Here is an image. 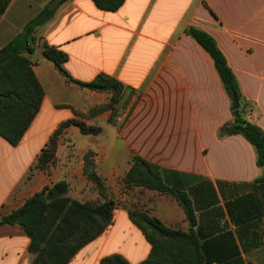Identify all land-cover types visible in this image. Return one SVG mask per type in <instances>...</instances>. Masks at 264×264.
<instances>
[{
	"label": "crops",
	"instance_id": "obj_1",
	"mask_svg": "<svg viewBox=\"0 0 264 264\" xmlns=\"http://www.w3.org/2000/svg\"><path fill=\"white\" fill-rule=\"evenodd\" d=\"M49 1L0 0V50ZM190 28L213 38L252 106L246 120L264 131V0H125L115 12L98 10L92 0H71L35 36L66 54L63 67L72 79L89 83L104 74L125 89L110 108V92L68 83L35 50L30 60L43 97L18 145L0 137V217L64 181L72 200L115 202L111 224L68 264H100L113 255L129 264L145 261L151 248L129 211L168 229L192 230L201 264H264L262 169L242 136L219 137V129L232 122V102L211 58L186 34ZM68 121L99 132L82 135L67 127L54 162L27 179ZM78 140L86 146L75 152ZM87 152L93 153L88 169ZM134 157L160 168L164 184L187 195L193 223L172 197L124 185ZM28 246L19 227H0V264H30Z\"/></svg>",
	"mask_w": 264,
	"mask_h": 264
},
{
	"label": "trees",
	"instance_id": "obj_2",
	"mask_svg": "<svg viewBox=\"0 0 264 264\" xmlns=\"http://www.w3.org/2000/svg\"><path fill=\"white\" fill-rule=\"evenodd\" d=\"M71 0H50L40 13L26 24L8 45L0 50V137L10 146L18 145L33 119L37 115L43 91L36 80L30 57L37 48L49 60L68 83L94 92H110V108L119 103L124 91L122 84L104 74L92 82L82 83L70 77L63 65L66 54L35 36L38 28L51 21L64 3ZM94 6L104 12H115L125 0H92ZM186 34L191 37L211 58L224 91L231 102L235 97L238 108L232 110V122L219 129V137L242 136L255 150L257 166L262 169L259 182H264V131L246 120L252 106L240 94L238 82L227 65L226 59L215 41L207 33L190 28ZM69 126L78 127L82 135H96L99 130L87 128L84 124L68 121L63 123L50 138L35 164L30 168L27 179L34 170H44L54 162L58 137ZM86 165L87 158L84 160ZM163 171L140 158L130 160V168L124 176L126 187H142L172 197L183 209L186 218L193 223L191 202L187 195L166 186ZM98 182L97 178L90 177ZM68 185L60 181L28 199L20 208L0 217V227L17 226L29 239L30 264H68L86 245L97 239L112 222L115 209L113 200L81 203L67 196ZM130 222L140 230L150 253L140 264H201L202 256L192 230L183 232L164 227L157 219L145 213L129 211ZM100 264H129L119 255L101 260Z\"/></svg>",
	"mask_w": 264,
	"mask_h": 264
},
{
	"label": "rangeland",
	"instance_id": "obj_3",
	"mask_svg": "<svg viewBox=\"0 0 264 264\" xmlns=\"http://www.w3.org/2000/svg\"><path fill=\"white\" fill-rule=\"evenodd\" d=\"M86 146V141L85 140H78L77 142H76V144H75V147H76V149H75V152H78V149H82V148H84ZM69 150H73L71 147H70V145H69ZM93 153L92 152H87L84 156H85V159L87 158V161H88V163H87V165H86V169H88L89 168V163L91 162V160H92V158H93ZM83 156V157H84ZM79 159V158H78ZM110 196L112 197V198H115V193H113V192H111L110 193ZM96 201H99L98 199L97 200H95V201H87V202H85V203H88V202H96ZM104 259V258H103ZM102 260V259H101ZM101 262V261H100Z\"/></svg>",
	"mask_w": 264,
	"mask_h": 264
},
{
	"label": "water",
	"instance_id": "obj_4",
	"mask_svg": "<svg viewBox=\"0 0 264 264\" xmlns=\"http://www.w3.org/2000/svg\"><path fill=\"white\" fill-rule=\"evenodd\" d=\"M45 60H47L46 58H44ZM49 61V60H47ZM238 108V102H237V99L234 97L233 100H232V110H236Z\"/></svg>",
	"mask_w": 264,
	"mask_h": 264
}]
</instances>
